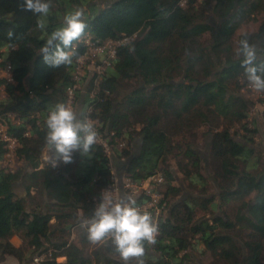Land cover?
Returning <instances> with one entry per match:
<instances>
[{
    "label": "trees",
    "instance_id": "trees-1",
    "mask_svg": "<svg viewBox=\"0 0 264 264\" xmlns=\"http://www.w3.org/2000/svg\"><path fill=\"white\" fill-rule=\"evenodd\" d=\"M92 1L54 0L47 31L59 25L66 3L74 10ZM106 1L103 6L93 4L99 10L85 20L81 36L89 33L100 41L122 35L136 34V38L118 48L95 97H88L93 82L83 79L74 100L85 88L79 96L80 116L91 108L90 118L98 135L108 139L112 166L121 180L139 185L148 177H163L159 205H170L167 214L162 212L156 219L155 243H145L144 264H185L189 251L210 253L225 264H263L264 164L259 165L255 156L257 128L249 121L247 103L239 93L250 85L237 49L240 39L247 38L257 50L254 62L264 65V17L256 32H236L264 10V0H188L183 7L179 0ZM45 36L22 0H0V69L9 64L12 78L10 82L0 77V117L7 135L16 141L14 157L28 169L11 172L0 167V264H6L7 256L25 264L48 250L52 261L47 264H137V258L123 261L111 239L91 255L85 250L92 242L81 222L92 215L112 184L110 160L103 148L95 142L89 154L75 151L70 162L55 167L42 161L44 151L50 155L46 117L55 104L66 103L67 88L75 84L76 59L84 51L76 40L70 65L48 66L37 54ZM132 82L134 89L118 99L119 88ZM236 124L238 140L230 132ZM202 127L211 136L209 159L219 163L213 175L218 199L239 204L232 219L195 218L197 210L214 213L219 206L215 197L208 196L198 152L185 141ZM133 134L139 138L137 153L132 152ZM176 137L182 142H175ZM5 153V143L0 142V164ZM171 156L186 182V197L180 198L183 191L175 184ZM17 181L25 198L14 192ZM135 200L141 206L148 198L139 195ZM13 236L21 246L10 242ZM59 257L65 260L55 262Z\"/></svg>",
    "mask_w": 264,
    "mask_h": 264
},
{
    "label": "clouds",
    "instance_id": "clouds-1",
    "mask_svg": "<svg viewBox=\"0 0 264 264\" xmlns=\"http://www.w3.org/2000/svg\"><path fill=\"white\" fill-rule=\"evenodd\" d=\"M53 2L22 0V7L36 17L38 27L46 33L37 54H41L46 65L59 67L73 62L76 54L73 42L80 38L87 25L83 10L76 8L66 11L59 25L48 32L46 26ZM7 35L11 37L13 33L9 31ZM237 51L243 57L241 64L250 87L264 91V65L254 62L257 59L255 45L247 38H241ZM45 123V139L50 149V155H46L45 159L51 167L58 162H70L75 151L89 154L98 135L87 117L78 116L63 102H58L49 110ZM81 226L86 229L90 242L102 243L111 239L123 261L137 258V264H144L145 243H155L158 233V226L152 221L150 213L140 211L132 196L118 197L115 202L111 198L101 199Z\"/></svg>",
    "mask_w": 264,
    "mask_h": 264
},
{
    "label": "rangeland",
    "instance_id": "rangeland-1",
    "mask_svg": "<svg viewBox=\"0 0 264 264\" xmlns=\"http://www.w3.org/2000/svg\"><path fill=\"white\" fill-rule=\"evenodd\" d=\"M106 3H107L106 0H93L92 4H88V5H85L84 7H82L81 9L83 10V12L85 14L84 19L89 20L90 18H92L93 15L96 14L99 10L98 6H103ZM93 4L98 5V6H94ZM68 10H73V9L69 6L68 3H66L65 9L62 12L61 20H62L63 14ZM263 17H264V10L256 12L254 14L253 19L249 22L244 23L237 30L236 34L239 35V34H242L245 32H250V33L256 32L260 23L262 22ZM209 19H211V20L213 19V15L211 13L209 14ZM205 39L207 40V39H209V37H205ZM133 86H135V84L133 82L121 86L119 88V96L117 98L118 99L123 98L131 90L134 89ZM78 93H79V96L84 95L86 93V89L82 87V89ZM239 93H240V95H242V97L244 98V100L247 103V106H248L247 110L249 113V121H253V123L255 124V126L257 128V134L255 136L253 147L256 150L255 156L258 158L259 165H263L264 164V123L262 121L263 105H262L261 100H264V93L262 91L255 90L253 88L249 89V87H245V88L241 89ZM79 96L70 105V107L77 113L78 116H80L81 108H82V98ZM16 123H17V121H16ZM137 128H136V130H137ZM230 132L233 135L234 139L238 140V136H237L238 134H236V133L239 132V124L232 126L230 128ZM207 133H208L207 127L199 128L194 132V137L186 136L185 141L187 143L192 144L191 148H193L195 151L198 152V154H199L198 163L200 166V170L202 171L203 175L206 177V181L208 182L207 183V185H208V196L210 195L212 197H215L216 204H219V206L214 213H204L200 210H197L195 218L198 220L203 219V218L207 219V220H211L215 215H220V216L225 215L226 217H229L232 219L234 212H235V210L239 204L237 201H230L228 203H220V201L218 199V196L220 195V191H219L218 187L216 186V184L214 183L213 175H214V170L218 168L219 163L215 160L209 159V142H210L211 136ZM133 139L134 140L132 141V143H133V147H132L133 151L132 152L137 153L138 147H139V138L136 136V134H133ZM174 140H175V142H182L181 137H176ZM124 144H126V142ZM124 146L125 145H123V147ZM45 156H46V151H44V153L42 155V161L43 162L46 161ZM110 157H111V160L113 161L114 160L113 156L111 155ZM174 157L175 156H171V158H170V164H169L170 169L174 173V176L176 179L175 184L179 185L182 188L183 193L180 196V198L186 197L188 195V191H186L185 185H184V184H186V182L183 178L182 173L177 168ZM0 167L1 168L7 167L8 170L17 171V170H21V169L25 168V165L22 161L17 160L14 157V155L11 157L10 156L6 157V154H5V158L3 159V163L0 164ZM25 170L28 171V169H26V168H25ZM115 175L119 178L116 171H115ZM161 188L163 191L164 188L163 187H161ZM13 189H14V192L16 193V195L18 197L25 198L24 189H23V187L19 181L14 183ZM128 190L126 189V193L124 195L121 193H117V194H114L112 192L108 193V191L106 192V194L104 193V195H107V198H111L114 202L117 200L118 197H122V196H132L134 199H136V197L138 196V192L135 193V195H133L131 193V191L130 190L128 191ZM160 198H162V194L160 195ZM103 199H104V197H103ZM26 204H27V209L30 210L32 205L30 204V202L27 199H26ZM169 205L170 204H167V203L164 204L163 216H165L167 214ZM51 222H54V220H51ZM70 229H71V227H70ZM79 229L80 228L74 229V231L70 235V240L73 239L74 235L76 236ZM242 237L243 236H240L239 239H241ZM20 246H21V244H20ZM99 246H100V243H91L90 245H88L85 249L87 255H91L92 251L95 249H98ZM188 255L189 256L187 257V259L184 260L185 264H225L222 262L215 261L214 258L210 255V253L203 252V251H201L200 253H197L196 251L195 252L189 251ZM7 257L12 261L16 260L11 256H7ZM263 264H264V261H263Z\"/></svg>",
    "mask_w": 264,
    "mask_h": 264
},
{
    "label": "built area",
    "instance_id": "built-area-1",
    "mask_svg": "<svg viewBox=\"0 0 264 264\" xmlns=\"http://www.w3.org/2000/svg\"><path fill=\"white\" fill-rule=\"evenodd\" d=\"M188 0H179L178 5L183 7L186 5ZM136 38V34L131 36L122 35L116 40L107 39L104 41H100L99 39L93 38L89 33H85L78 39V43L83 47V53L78 56L76 59V67L73 74V78L75 84L67 88V100L66 105L70 106L74 102L75 90L78 88V84L85 79V81H92L94 88L92 91L88 92L90 98H94L97 94L98 84L102 80L105 71L112 66L113 61L117 57V50L119 47L126 45L133 41ZM0 77H5L8 81H12L11 73H10V65L6 64L5 67L1 70ZM252 87L249 86V89ZM91 108L89 107L85 112V117L88 118V121L93 125V127L97 131V124L90 118ZM11 119L14 117L13 115H8ZM7 125L1 120L0 117V142L5 143L6 149V157H11L14 155V149L16 146V141L11 136L7 135ZM98 145H100L105 153L109 157V165L111 166V174H112V184L108 191V193H121L120 189L130 190L134 195L138 192V196L142 195L148 198V201L141 206H138L140 211H147L151 215L152 221L156 224V219L159 215L162 214L164 209V204L159 205L160 201V189L163 184V177L161 175H155L148 177L141 184L137 185L133 183L130 179H120L115 175V170L112 166V149L108 143V139H103L101 136L97 135L96 141ZM121 144L120 146H122ZM12 172V170H11ZM110 191V192H109ZM103 197L107 198V195ZM52 250L38 252L34 254L25 264H47L49 261H52ZM65 260L64 257H59L55 259V262L61 263Z\"/></svg>",
    "mask_w": 264,
    "mask_h": 264
},
{
    "label": "crops",
    "instance_id": "crops-1",
    "mask_svg": "<svg viewBox=\"0 0 264 264\" xmlns=\"http://www.w3.org/2000/svg\"><path fill=\"white\" fill-rule=\"evenodd\" d=\"M21 198V197H20ZM10 242L15 246V247H19L21 244V240L17 237V236H13L10 239ZM6 264H18V262L16 260L12 261L10 260L8 257H6L5 260Z\"/></svg>",
    "mask_w": 264,
    "mask_h": 264
},
{
    "label": "water",
    "instance_id": "water-1",
    "mask_svg": "<svg viewBox=\"0 0 264 264\" xmlns=\"http://www.w3.org/2000/svg\"><path fill=\"white\" fill-rule=\"evenodd\" d=\"M69 228H70V226L67 227V229H69Z\"/></svg>",
    "mask_w": 264,
    "mask_h": 264
}]
</instances>
